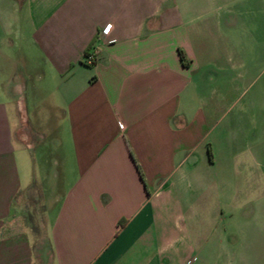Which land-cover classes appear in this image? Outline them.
<instances>
[{
	"label": "crops",
	"instance_id": "0c3cea01",
	"mask_svg": "<svg viewBox=\"0 0 264 264\" xmlns=\"http://www.w3.org/2000/svg\"><path fill=\"white\" fill-rule=\"evenodd\" d=\"M231 183L256 217L264 0H0V264H259Z\"/></svg>",
	"mask_w": 264,
	"mask_h": 264
},
{
	"label": "rangeland",
	"instance_id": "374dc122",
	"mask_svg": "<svg viewBox=\"0 0 264 264\" xmlns=\"http://www.w3.org/2000/svg\"><path fill=\"white\" fill-rule=\"evenodd\" d=\"M41 139H43L44 143L49 147L55 146L56 144H58V141L62 142L61 139L55 137ZM226 177L233 180V177L229 176V174H227ZM210 187L211 190L214 188L213 185H210ZM238 187V185H234L233 183H231L228 185H224L219 190L218 186L217 197L219 200H211L210 206L211 208H216L217 205H219V207L223 210L224 215H226V212H228L229 209H235L236 216L225 217V222H218L217 225L218 227L225 224L227 226L230 225L229 229L231 231L230 233L226 234L227 243H237L238 240H241L244 247L239 251V254L241 253L245 258H256L254 260L258 261L259 264H262L264 263V261H262L264 259V201H261L257 204L258 206L256 208V217H252L250 215V207L245 206V202L240 203L241 205L238 210L237 202L231 200L233 190ZM214 189L215 192H217V188L215 187ZM219 219L222 220L223 218ZM229 229L227 228L226 231ZM250 246H252L251 250L250 248H248Z\"/></svg>",
	"mask_w": 264,
	"mask_h": 264
},
{
	"label": "built area",
	"instance_id": "2783aa9c",
	"mask_svg": "<svg viewBox=\"0 0 264 264\" xmlns=\"http://www.w3.org/2000/svg\"><path fill=\"white\" fill-rule=\"evenodd\" d=\"M107 27H108V26H105V27L101 30V33H102V34L105 33V31L107 30ZM92 60H93V55H92V54H87V55L85 56V58H84V63H85L86 65H90L91 62H92Z\"/></svg>",
	"mask_w": 264,
	"mask_h": 264
},
{
	"label": "trees",
	"instance_id": "16d2710c",
	"mask_svg": "<svg viewBox=\"0 0 264 264\" xmlns=\"http://www.w3.org/2000/svg\"><path fill=\"white\" fill-rule=\"evenodd\" d=\"M179 57H180V60L183 61V58H182L181 54H179Z\"/></svg>",
	"mask_w": 264,
	"mask_h": 264
}]
</instances>
